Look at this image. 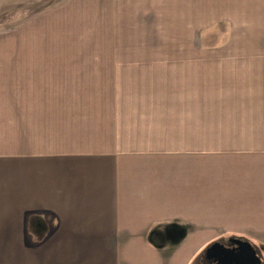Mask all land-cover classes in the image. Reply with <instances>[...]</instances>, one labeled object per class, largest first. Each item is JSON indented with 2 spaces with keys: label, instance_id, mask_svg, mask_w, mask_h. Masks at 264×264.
Listing matches in <instances>:
<instances>
[{
  "label": "crops",
  "instance_id": "crops-1",
  "mask_svg": "<svg viewBox=\"0 0 264 264\" xmlns=\"http://www.w3.org/2000/svg\"><path fill=\"white\" fill-rule=\"evenodd\" d=\"M222 19L242 48L112 45L17 64L12 111L2 76L0 264H192L200 153L242 152V194L220 197L238 202L220 217L264 233V0H114L111 41L167 21L199 42Z\"/></svg>",
  "mask_w": 264,
  "mask_h": 264
},
{
  "label": "rangeland",
  "instance_id": "rangeland-1",
  "mask_svg": "<svg viewBox=\"0 0 264 264\" xmlns=\"http://www.w3.org/2000/svg\"><path fill=\"white\" fill-rule=\"evenodd\" d=\"M112 6L114 0H0V66L3 65L0 81L6 76L9 111L14 107L16 65L29 64L31 60L33 64H44L46 59L54 58L50 55L61 54L62 50L101 49L112 45L119 48H242L241 27L224 19L200 25L199 42L190 39L191 30L176 33L166 21L161 25L163 30L151 34L150 40H122L125 34H115L113 44ZM197 172L200 222L190 230L199 250L192 264H209L207 247L214 242L227 244L230 238L248 241L264 264V233L226 232L230 221L238 222L220 217L221 212L230 214L238 205L236 201H224L220 197L236 189L242 194V152L200 153ZM213 196L216 199L208 200ZM239 222L242 228V220Z\"/></svg>",
  "mask_w": 264,
  "mask_h": 264
},
{
  "label": "water",
  "instance_id": "water-1",
  "mask_svg": "<svg viewBox=\"0 0 264 264\" xmlns=\"http://www.w3.org/2000/svg\"><path fill=\"white\" fill-rule=\"evenodd\" d=\"M234 247L227 248L222 243L214 242L206 249V256L209 258L211 253L221 251L219 264H262L253 246L246 240L234 238ZM224 247V249H223ZM234 261L231 263V260Z\"/></svg>",
  "mask_w": 264,
  "mask_h": 264
},
{
  "label": "flooded vegetation",
  "instance_id": "flooded-vegetation-1",
  "mask_svg": "<svg viewBox=\"0 0 264 264\" xmlns=\"http://www.w3.org/2000/svg\"><path fill=\"white\" fill-rule=\"evenodd\" d=\"M234 238H230L229 239V241H228V243L227 244H225V243H223V245L225 246V247H227V248H231V247H234L235 246V244H234ZM223 249H224V247H223ZM221 251H217V252H213V253H211L210 254V257L208 258L207 257V259H208V263L209 264H219V262H220V260H221ZM234 261V259H232L231 260V263Z\"/></svg>",
  "mask_w": 264,
  "mask_h": 264
}]
</instances>
